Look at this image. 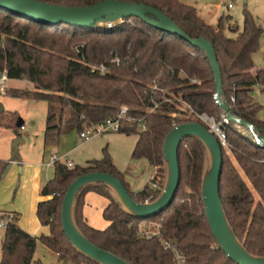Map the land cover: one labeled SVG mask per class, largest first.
I'll return each instance as SVG.
<instances>
[{
	"label": "trees",
	"instance_id": "16d2710c",
	"mask_svg": "<svg viewBox=\"0 0 264 264\" xmlns=\"http://www.w3.org/2000/svg\"><path fill=\"white\" fill-rule=\"evenodd\" d=\"M38 1L75 7L102 0ZM121 1L157 8L190 37L208 39L215 46L220 65L222 100L236 117L258 128L264 140V121L258 118L264 106L252 94L255 86H264V68H257L253 59L261 47L264 27L246 6L242 26L225 14L213 25L200 16L195 6L182 0ZM147 17L159 20L155 14L148 13ZM227 30L233 36H228ZM101 65L107 68L104 74L95 70ZM3 72L9 79H26L34 85L33 90L8 88L6 95L47 102V145L59 143L66 131L81 132L91 124L114 118L127 106L132 120L124 123L120 132L138 136L132 158L149 161L157 175H163L164 143L175 123L201 122L198 115L204 113L220 122L224 113L217 102L216 76L207 52L135 16H125L117 24L81 27L39 23L0 7V74ZM11 116L14 121L19 118L15 112ZM11 124L0 123L13 127ZM142 124L145 130H141ZM235 124L230 121L223 125L227 144L221 145L220 195L238 238L249 252L264 256V147L236 129ZM178 154L180 185L163 212L148 219L134 217L121 208L103 184L97 183L83 189L76 198L79 227L95 245L131 264H179L178 253L185 257L184 264H236L218 246L205 213L204 143L188 137L181 142ZM7 167L8 163L0 160V181ZM92 172L114 175L138 202L152 201L160 194L151 185L139 192L131 191L107 148L102 159L89 160L86 165L69 166L58 160L55 177L41 191L46 199L37 208L50 234L31 235L20 227L18 212L0 211V220L8 222L0 264H31L39 241L58 253L63 264H97L73 247L62 219L69 186ZM88 192L110 200L103 210L109 225L103 230L85 218ZM145 221L159 224V234L147 237L141 228ZM167 242L170 247H166Z\"/></svg>",
	"mask_w": 264,
	"mask_h": 264
},
{
	"label": "water",
	"instance_id": "95a60500",
	"mask_svg": "<svg viewBox=\"0 0 264 264\" xmlns=\"http://www.w3.org/2000/svg\"><path fill=\"white\" fill-rule=\"evenodd\" d=\"M0 7L27 16L39 23H66L81 27L95 24L98 19L107 15L135 16L154 27L179 35L193 46L201 47L207 52L216 76L217 102L223 106L230 121L242 124L252 131L257 138L255 126L236 117L230 106L221 98L222 74L215 46L205 37H190L163 11L145 4L121 0H102L93 5L75 7L53 5L38 0H0ZM148 13L155 14L159 20L149 19ZM4 110L3 105L0 104V112ZM18 125L23 126V120H19ZM188 137L200 139L206 147V160L202 176V198L205 213L218 246L236 264H264V256H257L248 251L236 235L228 219L220 195V178L223 167L222 147L218 138L200 122L177 125L167 135L163 148L164 186L159 196L152 201H136L123 182L110 173L92 172L82 175L72 182L64 197L62 219L66 235L79 253L97 264H131L120 256L95 245L87 238L77 223L76 198L83 189L100 183L108 189L113 199L128 214L142 219L157 216L171 205L180 185L178 151L181 142ZM257 143L264 147V140L261 136L257 139Z\"/></svg>",
	"mask_w": 264,
	"mask_h": 264
},
{
	"label": "rangeland",
	"instance_id": "374dc122",
	"mask_svg": "<svg viewBox=\"0 0 264 264\" xmlns=\"http://www.w3.org/2000/svg\"><path fill=\"white\" fill-rule=\"evenodd\" d=\"M184 3L190 4L202 9L204 16L207 19H212L211 24H218L222 15L233 16L234 21L240 26L243 25L244 8L245 6L254 14L259 23L264 27V0H182ZM232 3L233 8H229L228 4ZM246 4V5H245ZM215 15V16H214ZM121 16L107 15L98 19L100 24L115 23ZM228 36L233 34L227 30ZM256 67L264 68V34L261 37V47L253 55ZM7 86L17 87L20 89L33 90L34 85L26 79H15L7 81ZM255 101L264 106V86H255L252 92ZM0 104L3 105L4 111L0 112V123H12L13 127L0 125V159L21 157L27 161L37 158L36 154L43 148V138L46 129V121L48 115V105L45 101H36L32 99L15 98L6 94H0ZM11 112L18 114V120H13ZM225 113V112H224ZM12 118V122L10 119ZM258 118L264 121V109L258 114ZM19 120H23V126H19ZM235 128L240 132L256 140L252 136V131L245 128L242 124L236 123ZM257 133V138H260L258 128H254ZM21 136L24 141L17 146V151L14 148L13 141ZM138 136L136 134L127 135L121 132H108L96 136L89 141L83 143L72 152H67L73 146L80 143V132L78 130L66 131L61 135L59 143L51 144L45 151V159L50 157V154H59L66 156L75 165H86L89 160L102 159L104 157V149L107 148L111 155L114 164L125 174V180L128 183L131 191L139 192L147 185H151L152 176L155 168L146 159L135 160L132 158V152L135 147ZM21 153V155H19ZM160 176L161 188L164 186L165 170L163 164V175ZM23 177L19 167L17 169L16 188L10 196V203H13L17 197V188L21 185ZM110 203L107 197L101 196L95 192H89L87 195L86 215L89 223L97 229H105L109 225V221L103 216V210ZM155 222L145 223L141 226L142 230L156 228ZM5 229L0 228V258L2 255L3 239ZM41 261L43 264H63V259L55 251L51 250L42 242H38L35 256L31 264H38ZM72 264V263H68ZM88 264V263H85Z\"/></svg>",
	"mask_w": 264,
	"mask_h": 264
},
{
	"label": "crops",
	"instance_id": "0c3cea01",
	"mask_svg": "<svg viewBox=\"0 0 264 264\" xmlns=\"http://www.w3.org/2000/svg\"><path fill=\"white\" fill-rule=\"evenodd\" d=\"M233 7L234 6L229 8H233ZM198 11L203 19H205L210 24L212 23V19L209 20L207 19L206 16H204L202 9L200 10L198 9ZM14 80L15 79H9V81H14ZM10 88H17V87L11 86ZM23 141L24 139L21 136H19L18 139H15L13 141V145L16 151L18 150L17 146L22 144ZM84 142L86 141H83L81 139L80 143L73 146L67 152H72L79 146L83 145ZM49 146L51 145L50 144L47 145L45 143V134H44L43 148L36 154L37 158H34L31 161H27L26 159H23L21 157L0 159L8 163L7 171L0 181V211L18 212L20 214V219H19L20 227L34 236H40L42 234L45 235L50 234V227L43 225L37 215L38 203L46 199V197H44L41 193L42 188L49 180L55 177V163L52 162L51 157L54 155L59 156V154L51 153L50 157L48 159H45L46 158L45 151ZM19 155H21V153ZM18 167L22 172L23 177L21 178V182H20L21 185L17 188V193H16L17 197L13 203H10L9 202L10 196L12 195L13 190L16 188ZM88 194L89 192L85 196V206H84V215L86 219H87L86 206H87Z\"/></svg>",
	"mask_w": 264,
	"mask_h": 264
},
{
	"label": "built area",
	"instance_id": "2783aa9c",
	"mask_svg": "<svg viewBox=\"0 0 264 264\" xmlns=\"http://www.w3.org/2000/svg\"><path fill=\"white\" fill-rule=\"evenodd\" d=\"M229 7H232L233 5L230 3L228 5ZM122 21V19L120 18L119 20H117L115 23H120ZM98 23V21L96 22ZM113 22L108 23L109 25H112ZM98 25H102L98 23ZM118 61V60H117ZM99 70L101 73H105L107 68L105 65H101L100 67L95 68V70ZM9 80L7 73L3 72L2 74H0V94H6L7 90H8V86H7V81ZM233 100H235L233 98ZM157 107V104L155 105V107L153 109H155ZM129 109L127 106H123L118 115L114 118H108L104 121H101L99 123L96 124H91L89 126H87L85 129H83L80 132V138L83 141H89L92 138L102 135L104 133H108V132H120L121 127L124 123H126L127 121H131L132 118L129 116L128 114ZM198 118L200 119V123L204 124L210 132H212L219 140L220 144L222 146H226L227 144V136H226V132L223 128L224 124H229L230 120L227 117L226 113L222 114V120L219 122L215 119V117L210 116L206 113L204 114H200L198 115ZM175 126H177V124H174ZM141 130H145V125L142 124L141 125ZM252 136H254V134L252 133ZM256 138V142H257ZM52 162H56L58 160H64L68 163L69 166H74L73 162L70 161L66 156H58V155H54L51 157ZM151 186L153 189L158 190L161 188V184H160V176L156 174V172H154L153 176H152V183ZM149 201V200H147ZM145 223H150V222H143L141 225L145 224ZM8 225V222L6 220H0V228H6ZM156 229L149 228L148 230H144L143 233L147 236V237H152L156 234H159L158 228L160 227L159 224H156ZM171 244L169 242L166 243V247H170ZM178 258H179V264H184L185 263V257L183 255H181L180 253H178Z\"/></svg>",
	"mask_w": 264,
	"mask_h": 264
}]
</instances>
